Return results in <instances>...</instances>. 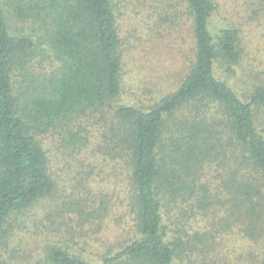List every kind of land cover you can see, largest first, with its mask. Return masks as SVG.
Segmentation results:
<instances>
[{
	"label": "trees",
	"instance_id": "1",
	"mask_svg": "<svg viewBox=\"0 0 264 264\" xmlns=\"http://www.w3.org/2000/svg\"><path fill=\"white\" fill-rule=\"evenodd\" d=\"M9 7L32 15L48 45L14 30ZM177 8L187 21L165 14L156 28L163 40L173 26L191 31L187 72L173 89L130 102L119 0H0V264H10L4 252L10 222L50 210L44 201L60 179L46 142L59 141L56 130L63 127L86 148L90 131L99 129L97 169L110 166L122 195L108 192L119 200L101 206L96 229L109 208H121L112 221L124 229L129 217L135 236L99 260L56 241L47 260L34 264H264V82L250 80L246 95L233 85L244 51L241 32L234 24L212 28L215 0H179ZM47 49L54 68L35 74L34 58ZM179 209L187 217L225 215L215 219L219 226L205 223L191 234L184 222L173 227ZM220 232L235 238L228 253L234 262L213 257ZM191 254H202L200 263Z\"/></svg>",
	"mask_w": 264,
	"mask_h": 264
},
{
	"label": "rangeland",
	"instance_id": "2",
	"mask_svg": "<svg viewBox=\"0 0 264 264\" xmlns=\"http://www.w3.org/2000/svg\"><path fill=\"white\" fill-rule=\"evenodd\" d=\"M141 1L119 0V7L123 12L125 44L129 50L125 62L127 85L125 92L129 94L126 99L130 102L147 101L152 99V96H159L161 89H173L187 72L184 62L191 59L190 56L187 58V54L192 33L187 27L179 31L178 26L172 25L174 30L171 35H166L165 40H163L162 28L161 31L156 28L159 22L162 23L165 14L171 17V21H182V23L187 21V16L182 10L179 9L178 12L179 0H148L146 7L142 6ZM215 1L217 10L211 18L212 28L234 24L241 32V46L244 50L242 61L234 66L236 73L231 80L237 91L246 95L250 90L248 84L253 82L250 80L255 78L254 81L264 82V0ZM178 14L180 18H177ZM8 19L14 30L31 33L35 38H40L43 44L48 45L44 38V28L32 15L24 17L18 9L9 7ZM188 39L190 40L187 41ZM49 56L48 49L46 53L36 54L33 61L35 74L51 72L54 66L52 61L46 58ZM68 131L66 127L57 129L55 136L59 141L52 138L45 141L49 146L51 167L56 177L60 179V185L58 184L56 194L44 201L50 206L47 213L40 214V210L34 209L10 222L11 236L7 240L9 247L7 246L4 251L10 264H34L37 259L46 261L50 246L61 240L63 243L69 241V245L75 250L99 260L100 255L112 251L113 247L116 248L135 236L132 226L128 225L129 217L124 229L118 228L119 226L113 223L114 212L123 213L121 208H109L103 227L100 230L96 229L100 222L98 210L102 209L101 206L109 205L112 199L119 200L116 197L110 199L108 192L114 190L120 195L122 193L120 190L116 191L113 186L114 178L108 174L110 171H107L110 166L101 168L103 173L97 169L102 160L99 154L94 153L95 147L101 142L99 129L90 131V134L94 135L90 136V148L84 147L86 141L83 139L79 143L70 141ZM54 142L55 145H51ZM99 172L104 176L102 177ZM105 176L107 179H104ZM103 200L106 202L104 203ZM34 211H37L40 217L37 220ZM205 214L195 212L187 217L179 209L173 219V227L185 225V229L192 234L196 230H203L202 226L206 225L205 223L215 222L218 217L221 219L225 211L223 210L218 217L214 216V212ZM215 223L218 226L221 224L218 221ZM92 228L94 230L92 236L84 233L90 232ZM181 233L183 235V232ZM85 234L89 237L88 243L83 240ZM224 234L221 232L217 234L218 240L213 241L217 250L211 255L217 261L225 259L230 262L233 259L234 262L235 254L228 253L232 250L231 245L235 242V238L223 237ZM198 255L195 254L194 257L191 254V260L200 263L203 257L202 254L200 257ZM211 262L212 259L207 261V263Z\"/></svg>",
	"mask_w": 264,
	"mask_h": 264
}]
</instances>
